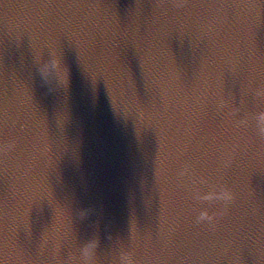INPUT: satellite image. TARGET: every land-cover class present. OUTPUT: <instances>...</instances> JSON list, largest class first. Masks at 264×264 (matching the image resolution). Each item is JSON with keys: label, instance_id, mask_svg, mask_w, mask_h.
<instances>
[{"label": "water", "instance_id": "95a60500", "mask_svg": "<svg viewBox=\"0 0 264 264\" xmlns=\"http://www.w3.org/2000/svg\"><path fill=\"white\" fill-rule=\"evenodd\" d=\"M257 87L264 0H0V264H77L93 233L104 264L117 242L137 264H264V138L235 123ZM185 165L236 194L214 226Z\"/></svg>", "mask_w": 264, "mask_h": 264}, {"label": "clouds", "instance_id": "9594fccd", "mask_svg": "<svg viewBox=\"0 0 264 264\" xmlns=\"http://www.w3.org/2000/svg\"><path fill=\"white\" fill-rule=\"evenodd\" d=\"M48 57L44 56L38 51L33 50V61L36 65V69L42 79V81L48 84L50 87L62 92L64 99L60 108L57 111V123L60 127H63L70 118L71 112L67 106V90L69 85V74L66 66L64 65L60 52L55 48H49ZM252 94L259 101H264V87H257L252 90ZM227 101L221 98L218 102V108L223 109ZM235 111H239L236 109ZM238 127H246L252 125L257 137L264 138V106H257L254 111L244 113L236 122ZM13 147L12 143H8L4 146V150L7 151ZM235 148V146H233ZM231 154H226L225 166L230 162ZM258 169V168H257ZM183 178L188 176L192 180L193 186H198L201 183H206V190H199L194 187L193 198L201 202H221L224 207L217 209L215 212L209 211L207 207H201L196 215L197 223H208L214 226V221L217 217L223 216L227 210V205L231 204L236 194L233 190L224 184L211 183L204 180L202 177L195 176L190 166L185 165L178 173ZM249 196L253 201L254 206L259 204V200L256 197L254 190L249 188ZM255 210V209H254ZM86 212H82L81 215H86ZM100 246L99 236L95 233L88 238L79 241L77 252L75 254L77 258V264H104L98 254V248ZM114 255L112 264H137L134 253L131 249L122 246L119 242L115 245L111 252Z\"/></svg>", "mask_w": 264, "mask_h": 264}]
</instances>
